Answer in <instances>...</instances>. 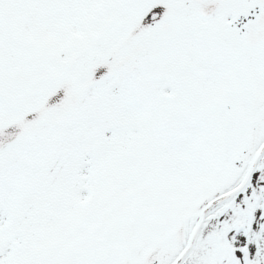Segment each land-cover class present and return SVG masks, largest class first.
I'll list each match as a JSON object with an SVG mask.
<instances>
[{"label": "snow or ice", "instance_id": "snow-or-ice-1", "mask_svg": "<svg viewBox=\"0 0 264 264\" xmlns=\"http://www.w3.org/2000/svg\"><path fill=\"white\" fill-rule=\"evenodd\" d=\"M0 264H264V0H0Z\"/></svg>", "mask_w": 264, "mask_h": 264}]
</instances>
